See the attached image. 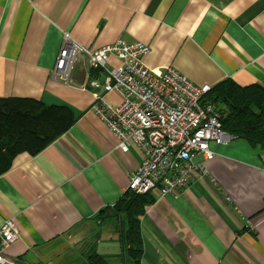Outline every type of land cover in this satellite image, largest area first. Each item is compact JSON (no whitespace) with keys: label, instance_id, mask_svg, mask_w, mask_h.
Masks as SVG:
<instances>
[{"label":"crops","instance_id":"crops-1","mask_svg":"<svg viewBox=\"0 0 264 264\" xmlns=\"http://www.w3.org/2000/svg\"><path fill=\"white\" fill-rule=\"evenodd\" d=\"M94 51L121 40L150 48L149 68H171L198 87L231 80L264 89V0H0V99L66 106L71 128L36 155H17L0 176V224L18 239L17 264H125L121 220L108 211L142 156L91 110L86 57L70 83L51 80L63 34ZM119 61L110 58L107 68ZM105 102L120 104L117 93ZM207 175L180 194L159 196L140 217L139 264H264V148L234 139L212 146Z\"/></svg>","mask_w":264,"mask_h":264},{"label":"built area","instance_id":"built-area-1","mask_svg":"<svg viewBox=\"0 0 264 264\" xmlns=\"http://www.w3.org/2000/svg\"><path fill=\"white\" fill-rule=\"evenodd\" d=\"M150 48L140 42L121 40L90 51L64 33L51 80L68 85L75 64L86 57L91 70H102L104 79L91 80L93 113L118 140V149L134 146L142 156L129 175L126 191L137 196L157 193L176 196L193 180L207 175L205 164L213 160L212 146H223L235 138L220 123L217 108L204 102L208 86L198 87L171 68H149L143 59ZM110 58L118 67L107 68ZM117 93L121 102L108 105L104 98ZM18 239L12 219L0 224V264H17L4 254Z\"/></svg>","mask_w":264,"mask_h":264},{"label":"trees","instance_id":"trees-1","mask_svg":"<svg viewBox=\"0 0 264 264\" xmlns=\"http://www.w3.org/2000/svg\"><path fill=\"white\" fill-rule=\"evenodd\" d=\"M204 102L214 105L222 128L251 147L264 148V89L258 85L239 87L231 80L215 86ZM76 115L66 106H46L31 99H0V176L22 153L36 155L67 132ZM154 198L126 191L107 214L117 217L126 228L123 233L125 264H139L142 255L140 217ZM87 264H107L92 255Z\"/></svg>","mask_w":264,"mask_h":264}]
</instances>
